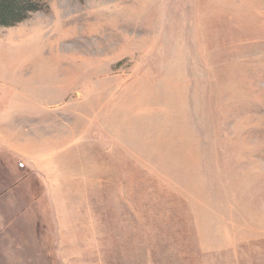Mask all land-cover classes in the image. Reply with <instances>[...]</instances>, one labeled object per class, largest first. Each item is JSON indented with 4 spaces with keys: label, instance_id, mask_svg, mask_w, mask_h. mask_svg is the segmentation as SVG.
<instances>
[{
    "label": "rangeland",
    "instance_id": "374dc122",
    "mask_svg": "<svg viewBox=\"0 0 264 264\" xmlns=\"http://www.w3.org/2000/svg\"><path fill=\"white\" fill-rule=\"evenodd\" d=\"M0 123L35 264H264V0H47L0 27Z\"/></svg>",
    "mask_w": 264,
    "mask_h": 264
},
{
    "label": "crops",
    "instance_id": "0c3cea01",
    "mask_svg": "<svg viewBox=\"0 0 264 264\" xmlns=\"http://www.w3.org/2000/svg\"><path fill=\"white\" fill-rule=\"evenodd\" d=\"M26 139L31 140L30 135L25 134V132L18 135L8 134L3 127H0L1 148L5 149L8 153L14 154L18 159L24 160L26 170L31 176H35V150L27 147ZM32 141L35 144V139ZM22 199L18 196L16 198L14 196L8 197L5 195L4 190L0 192V264H35L40 261V258L32 255L28 249L16 247L13 236L9 233L11 229L9 227H12L14 220L25 209L23 208ZM15 205L18 208L20 205L23 206L19 210ZM7 237H9L8 240ZM38 251L39 247L35 245L36 255Z\"/></svg>",
    "mask_w": 264,
    "mask_h": 264
},
{
    "label": "trees",
    "instance_id": "16d2710c",
    "mask_svg": "<svg viewBox=\"0 0 264 264\" xmlns=\"http://www.w3.org/2000/svg\"><path fill=\"white\" fill-rule=\"evenodd\" d=\"M47 0H0V27H11L41 11Z\"/></svg>",
    "mask_w": 264,
    "mask_h": 264
}]
</instances>
